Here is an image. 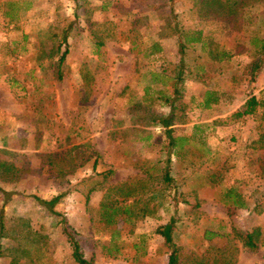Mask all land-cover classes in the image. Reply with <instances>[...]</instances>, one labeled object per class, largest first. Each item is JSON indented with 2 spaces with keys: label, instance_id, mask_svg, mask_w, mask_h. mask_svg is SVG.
Masks as SVG:
<instances>
[{
  "label": "rangeland",
  "instance_id": "obj_1",
  "mask_svg": "<svg viewBox=\"0 0 264 264\" xmlns=\"http://www.w3.org/2000/svg\"><path fill=\"white\" fill-rule=\"evenodd\" d=\"M246 1L230 28L195 0H0V161L13 167H0V264H75L59 217L91 264H165L154 231L168 218L178 264H264L263 247L248 250L237 237L254 227L264 236V147L255 146L264 114V51L257 53L264 1ZM179 30H200L205 46L189 44L179 55ZM154 41L161 50L147 54ZM214 50L225 57L212 59ZM179 61L191 73L201 64L202 81L190 72L176 80ZM245 88L256 111L212 124L229 118ZM206 89L222 93L221 103L197 107ZM164 96L175 106L171 134L186 136L175 154L150 123L169 113ZM57 193L59 217L33 198ZM235 194L242 205L232 204ZM104 197L118 209L111 223L100 213Z\"/></svg>",
  "mask_w": 264,
  "mask_h": 264
},
{
  "label": "trees",
  "instance_id": "obj_2",
  "mask_svg": "<svg viewBox=\"0 0 264 264\" xmlns=\"http://www.w3.org/2000/svg\"><path fill=\"white\" fill-rule=\"evenodd\" d=\"M197 1V2H196ZM264 1V0H263ZM195 2L199 5V8L204 12V14H207L210 16L209 18L218 19L219 21L226 22L230 28H235L236 25L239 22L240 13L242 7L247 4L246 0H195ZM67 30L63 29L59 35L58 40L56 43V46L58 47L60 44L63 46V50L60 52L58 58H57V69H56V78H60V69L59 66L61 65V62L63 61L64 54L66 52V34ZM96 39L94 41V45L97 47L99 45H102L103 41L100 39V37L94 36ZM178 42H177V53L179 55L183 54V51L185 49V46L192 44V43H199L201 47L205 46L204 39L201 35L200 30H194L190 32H182L181 30L178 31L177 34ZM161 50V47L159 43L156 41L152 42L150 44V47L148 48L147 54H152L159 52ZM264 51V42L260 43L259 47L257 48V53L261 54ZM226 53L224 51H213L212 59L214 60H220L224 58ZM259 59H256L252 62L250 71L252 72L255 70L259 65ZM194 71L192 73L190 71L185 70V66L179 61L178 63V69H177V78L176 80H180L182 77V72H190L191 77L196 80H201L199 77V74H201L202 66L201 64H198L194 66ZM185 74V73H184ZM158 75V74H156ZM200 78V79H199ZM174 85V83L172 84ZM246 86V85H245ZM245 90V91H244ZM244 91V98L239 104V106L236 109H233L229 114V120L228 119H220L213 121V124L217 125H225L228 124L235 119L240 118L243 115H252L256 111V107L258 105V101L254 94L250 92L248 89H243ZM172 92L176 93L177 90L173 89ZM219 95H222L219 91L213 90V89H206L204 93L202 94L201 100L199 103H197V107L200 108H210L212 106H215L220 101ZM163 101L165 104H167V107L169 108V113L164 115H156L153 116L150 119L151 124L160 125L162 127V133L164 134L166 138V148L167 153L175 154L176 150L181 148V145L183 144L184 140L186 139V136H173L171 134L172 129L170 127L171 122L173 121V111H174V103H172V100L169 99L168 96L163 97ZM263 119V125L262 130L258 133L256 138V147H264V114L261 116ZM165 161H168V158L165 159ZM0 167L6 171L12 170V165L5 163L3 161H0ZM264 169V161L260 165V170ZM110 171H101L98 172V176H102L103 179L107 173ZM161 180L165 183H168L171 181V177L169 176L167 170L165 168L161 171ZM96 184L91 185L87 188V191L85 193V202L88 199V194L90 191L95 189ZM130 195V193H126ZM229 192H226V195H228ZM8 195V192L2 191V197L5 199ZM62 196V193H57L55 195L50 196L47 199L39 198V197H33L34 200L43 208V210L48 214L55 217H59L60 214L55 210L54 205L58 202L60 197ZM105 197L102 198V200L99 203L100 213L102 218L105 219L106 223H111L112 218L117 213V207L110 206V204L106 203ZM232 204L234 206H240L242 205L240 196L238 194H235L232 200ZM124 212H127V209L124 207ZM58 222L61 224V232L64 235V238L67 242V245L70 249V257L72 261L75 264H91L90 259H85L82 255V252L80 250L78 241L76 239V232L71 229L70 227H67L65 225L63 217H59ZM173 218H168V220L162 224L158 225L155 228V233L159 234L163 238V245L166 247L164 250V253H166V261L165 264H178V246L175 243V233L173 230ZM28 228V226L26 225ZM6 231L3 226V220L2 215L0 213V240L1 238L5 237ZM260 232L257 227L252 228L250 231L245 232L243 235L238 234V240L240 241L241 245L248 250H255L258 246H262L264 249V236L259 237ZM3 253V249L1 246L0 241V256ZM212 264H232L229 263L228 260H224L221 263L212 262Z\"/></svg>",
  "mask_w": 264,
  "mask_h": 264
},
{
  "label": "crops",
  "instance_id": "obj_3",
  "mask_svg": "<svg viewBox=\"0 0 264 264\" xmlns=\"http://www.w3.org/2000/svg\"><path fill=\"white\" fill-rule=\"evenodd\" d=\"M244 96L245 95H243V98H244ZM230 96H228V98H229ZM243 98L242 99H240L241 101L243 100ZM241 101H240V103H241ZM218 103H221V102H218ZM238 105L236 104V107H237ZM213 124V123H212ZM215 126H216V124H215ZM223 126V125H222ZM217 128V127H216Z\"/></svg>",
  "mask_w": 264,
  "mask_h": 264
}]
</instances>
